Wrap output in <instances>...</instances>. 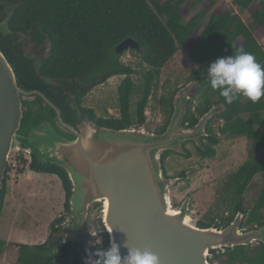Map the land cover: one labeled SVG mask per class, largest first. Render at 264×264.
Listing matches in <instances>:
<instances>
[{
    "label": "trees",
    "instance_id": "obj_1",
    "mask_svg": "<svg viewBox=\"0 0 264 264\" xmlns=\"http://www.w3.org/2000/svg\"><path fill=\"white\" fill-rule=\"evenodd\" d=\"M232 1L238 7L247 9L257 25L264 29V0ZM220 2L221 0H0V49L12 65L19 86L26 91H41L57 106L69 124L81 123V113H85L100 126L124 129L135 124L141 127L146 123L145 111L155 79L179 48L185 47L191 60L201 70L186 82L185 86L197 82L198 88L187 104L182 124L194 127L202 115L214 109V116L206 128L207 135L200 136V143H194L197 154L203 159L216 156V145L220 143L219 133L244 135L249 144L247 159L229 175L226 182L222 204L229 211L217 214L212 219L205 216L198 221V226L225 227L241 211L244 214L241 227L249 230L264 225V183L259 189L254 181L256 175L264 173V158L259 155L264 150V98L258 103H252L241 96L232 104L226 103L219 92L211 88L207 68L217 58L232 56L240 48L251 52L257 62L264 65V48L256 39L254 30L234 10H218ZM8 6L13 7V12L4 17L2 13ZM198 6L202 8L191 14ZM128 37L139 41L143 51H133L141 54L150 67L144 74L145 83L141 86V98L137 102L136 120L131 112V97L137 89L132 78L134 70L119 62L121 54L113 56L111 53ZM239 40L243 41L241 46H238ZM27 42L34 43V47L40 51L35 50L36 55L26 52ZM116 75L126 76L118 87L119 117H98L93 109L82 106L83 98L88 92ZM56 80L73 81L75 86H71V92L79 87L74 101L70 102L62 88L55 86ZM83 83L87 84L85 88L80 86ZM24 98L23 103L26 104L30 103L31 98L37 102L45 101L36 94ZM197 100L200 103L195 105ZM174 104L172 99L168 116L155 133L161 134L166 130ZM48 108L50 109L49 106ZM53 111L56 114L54 108ZM216 124L219 126L215 130ZM185 145L186 143L183 144L184 148ZM171 153L174 151L167 150L162 154L163 166ZM190 154L187 150L184 157H190ZM16 159L28 162L32 171L59 177L66 195L65 212L51 223L48 240L42 244H10L0 238V259L11 245L18 249L16 264H85L89 255L87 245L92 243L93 238L87 232L85 243H79V237L67 230L71 222L69 199L72 184L66 171L52 163H40L34 154L28 161L22 155ZM11 169L12 164L9 163L0 199V228ZM179 177H186V172L179 173ZM258 189L257 197L249 202L245 197L247 191ZM176 204L179 205L177 202ZM97 206L99 205H95ZM96 216L95 227L104 228L102 218ZM67 220H70L68 225L64 224ZM108 248L109 242L92 247L90 253ZM211 254L210 260L217 264H264V243L211 250ZM96 259L98 257L95 256Z\"/></svg>",
    "mask_w": 264,
    "mask_h": 264
},
{
    "label": "water",
    "instance_id": "obj_2",
    "mask_svg": "<svg viewBox=\"0 0 264 264\" xmlns=\"http://www.w3.org/2000/svg\"><path fill=\"white\" fill-rule=\"evenodd\" d=\"M128 50L143 51V47L128 37L115 48L117 54ZM196 85L191 82L182 89L161 134L142 127L108 128L92 121L77 131L64 124L60 110L41 91L19 86L12 65L0 49V199L11 152L24 146L40 163H52L66 171L72 184L68 232L84 235L91 211L100 205L109 247L114 240L122 256L127 255L128 248H138L151 250L160 264H214L209 260L211 250L264 243V225L242 228L241 211L225 227L202 228L190 218L189 197L178 208L171 203L169 190L177 178H166L162 154L191 138L207 135V125L214 116V109H210L194 127L182 125L184 105ZM35 94L55 109L60 122L72 133L60 129L54 114L41 109L23 122V98Z\"/></svg>",
    "mask_w": 264,
    "mask_h": 264
},
{
    "label": "rangeland",
    "instance_id": "obj_3",
    "mask_svg": "<svg viewBox=\"0 0 264 264\" xmlns=\"http://www.w3.org/2000/svg\"><path fill=\"white\" fill-rule=\"evenodd\" d=\"M228 1L221 0L223 4L218 5L220 12L234 10V5ZM201 8L202 6H198L191 11V14L197 13ZM242 13L244 21L254 30L256 39L264 48V29L257 25L247 10H243ZM242 44L243 41L239 40L238 46ZM25 49L26 52L35 55V50L40 51V49L34 47L32 42L26 43ZM111 53L113 56L116 55L115 51H111ZM118 60L123 65L130 66L134 70L132 78L137 89L131 97V112L136 120L137 102L141 98V86L145 83L144 74L150 67L144 57L133 50L125 51L118 57ZM200 70L198 65L189 57L187 49L185 47L179 48L175 56L161 69L160 76L154 81L152 94L145 111L147 121L141 126L145 131L154 132L163 125L168 116L172 99L175 103L178 101L182 95V90L179 91V89L182 87L184 89L189 78ZM125 77V75H116L109 78L106 82L95 86L83 98L82 106L93 109L98 117H119L118 87ZM55 86L62 88V91L68 95L70 102L74 101L77 97L76 94L79 93V87L73 92L70 91L71 86H75L73 81L56 80ZM80 86L85 88L87 84L83 83ZM197 88L198 83L192 90L191 96ZM33 101H35L34 98L29 100V102L35 103ZM199 103L200 100H197L195 105ZM30 107L33 109V106ZM184 107L186 113L187 104ZM39 109L41 108L36 110ZM81 115L88 116L85 113H81ZM217 126L219 125L216 124L214 126L215 130ZM132 127L139 128L140 126L135 124ZM199 138L200 136H196L186 141L185 148L183 143L172 150L174 153H171L164 162L166 178H177L176 183L170 186L169 190V198L173 207L178 208L189 197V215L195 221H199L205 216H210V219H212L217 214L222 215L229 211L222 204L226 182L229 175L236 171L247 159L249 149L246 136L219 133L218 139L220 143L216 145V156L203 159L197 154L194 144L195 142L200 143ZM187 150L191 154L190 157L186 158L184 153ZM23 151L21 148L13 149L9 159L12 169L9 172L8 192L5 197L1 218L0 238L5 239L10 244H42L48 240L51 223L65 212V190L57 175L37 173L29 169L28 162L25 163L21 159L17 160L16 157L20 155L26 161L30 160V155L26 153V150ZM259 155L264 158V150L260 151ZM21 170L23 172H20ZM182 171L186 172V177L184 178L179 177V173ZM254 181L259 185L260 189L264 183V173L256 175ZM259 189L247 191L246 199L251 202L259 194ZM219 208L220 210H218ZM98 211H100V214ZM95 216L102 218L100 205L94 207L91 211L89 223L84 226V230L87 231L84 235L78 236L79 239L77 240L79 243H85L87 232L91 235V231L95 227ZM88 225L90 226L89 231ZM91 247L92 243H89L87 245L88 252ZM17 257L18 249L16 246L10 245L2 254L0 264H16Z\"/></svg>",
    "mask_w": 264,
    "mask_h": 264
},
{
    "label": "clouds",
    "instance_id": "obj_4",
    "mask_svg": "<svg viewBox=\"0 0 264 264\" xmlns=\"http://www.w3.org/2000/svg\"><path fill=\"white\" fill-rule=\"evenodd\" d=\"M207 75L211 88L218 91L228 104L241 96L252 103L264 98V65L243 48L232 56L217 58L207 68ZM93 255L98 259L93 260ZM85 264H160V259L151 250L138 248H128L127 255L122 256L120 246L112 240L107 250L90 253Z\"/></svg>",
    "mask_w": 264,
    "mask_h": 264
},
{
    "label": "flooded vegetation",
    "instance_id": "obj_5",
    "mask_svg": "<svg viewBox=\"0 0 264 264\" xmlns=\"http://www.w3.org/2000/svg\"><path fill=\"white\" fill-rule=\"evenodd\" d=\"M12 12H13V7H12V6H10V7L8 6L7 10H6L5 12L3 11L2 16L6 17V15H10V13H12ZM27 43H30V42H27ZM23 100H25V98H23ZM33 102H35V103H32V102L27 103V104L24 103V109H25L26 115H25V119L23 120V122L26 123V122L28 121V117H29V115H30L33 111H35L36 109H38V108H41V110H43V111H50L51 113L55 114L54 111H53L52 106L49 105L46 101H44V103H43V102H37V101H33ZM36 103H37L38 105H37ZM25 104H26V105H25ZM47 105L50 107V109L48 108ZM30 106H33V109H34V110H33V109H29ZM56 107H57V106H56ZM45 108H47V109H45ZM60 114H61V119H62V121L64 122V124L70 125V126L73 128V130H77V131H79V130L81 129V127L83 126V124H85V123L88 122V121H92V120H90L87 116H85V115H81V117H80L81 123H79V124H78V123H75V124L71 125V124H69L68 122L65 121V119L63 118V115H62L61 111H60ZM54 119H55V122H56L57 126H58L60 129H62V130L65 131V132L72 133V130H71V129L65 127V126L60 122V119L58 118L57 114H55ZM92 122H94V121H92ZM21 149H23L24 151L26 150V149L24 148V146H22ZM24 151H23V152H24ZM26 153L30 155V160H31V155H32V154H30L29 152H27V150H26ZM24 154H25V153H24ZM9 163H10V162H9ZM179 206H180V205H179ZM179 206H178V207H179ZM87 223H89V219H88ZM246 230H247V229H246Z\"/></svg>",
    "mask_w": 264,
    "mask_h": 264
},
{
    "label": "built area",
    "instance_id": "obj_6",
    "mask_svg": "<svg viewBox=\"0 0 264 264\" xmlns=\"http://www.w3.org/2000/svg\"><path fill=\"white\" fill-rule=\"evenodd\" d=\"M69 222H70V220H67L64 224L68 225ZM91 236L93 238V240H92V247L93 248L109 242L108 232L106 231L105 227L104 228L101 226L94 227L91 231ZM88 254H90V251L88 252ZM92 257L95 260V256L93 255ZM211 257H212V254L210 253L209 254V260L211 259ZM211 262L214 264H217V262H215V261L214 262L211 261Z\"/></svg>",
    "mask_w": 264,
    "mask_h": 264
},
{
    "label": "crops",
    "instance_id": "obj_7",
    "mask_svg": "<svg viewBox=\"0 0 264 264\" xmlns=\"http://www.w3.org/2000/svg\"><path fill=\"white\" fill-rule=\"evenodd\" d=\"M226 2L228 1V0H225ZM228 2H230L231 4H233L234 6V11L243 19V17H242V12H243V10H247V9H245V8H242V7H238L237 5H235L234 3H233V1L232 0H229ZM221 4H223L222 2H221ZM248 11V10H247ZM249 12V11H248ZM243 21H244V19H243ZM245 22V21H244ZM246 23V22H245ZM247 24V23H246ZM248 25V24H247Z\"/></svg>",
    "mask_w": 264,
    "mask_h": 264
}]
</instances>
